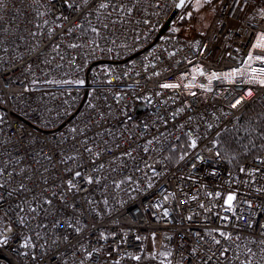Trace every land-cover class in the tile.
Instances as JSON below:
<instances>
[{"label": "built area", "instance_id": "built-area-1", "mask_svg": "<svg viewBox=\"0 0 264 264\" xmlns=\"http://www.w3.org/2000/svg\"><path fill=\"white\" fill-rule=\"evenodd\" d=\"M179 1L0 4V264H264V151L221 154L264 112V0L161 34Z\"/></svg>", "mask_w": 264, "mask_h": 264}, {"label": "trees", "instance_id": "trees-1", "mask_svg": "<svg viewBox=\"0 0 264 264\" xmlns=\"http://www.w3.org/2000/svg\"><path fill=\"white\" fill-rule=\"evenodd\" d=\"M206 31L197 34H204ZM193 35H185V37L190 38ZM263 151L264 112L259 107L253 106L243 116L241 126L235 132L223 138L221 154L229 166L235 167L258 157ZM176 152L178 151H174L171 154H177Z\"/></svg>", "mask_w": 264, "mask_h": 264}, {"label": "rangeland", "instance_id": "rangeland-1", "mask_svg": "<svg viewBox=\"0 0 264 264\" xmlns=\"http://www.w3.org/2000/svg\"><path fill=\"white\" fill-rule=\"evenodd\" d=\"M221 0H211L205 3L200 0H188L176 17V24L182 27L183 35H193L204 32L208 28ZM190 14V15H189ZM185 144L182 142L181 145Z\"/></svg>", "mask_w": 264, "mask_h": 264}, {"label": "snow or ice", "instance_id": "snow-or-ice-1", "mask_svg": "<svg viewBox=\"0 0 264 264\" xmlns=\"http://www.w3.org/2000/svg\"><path fill=\"white\" fill-rule=\"evenodd\" d=\"M204 2L205 3H211V0H204ZM244 2L247 3V0H244ZM2 3H3V0H0V4H2ZM85 3H87V0H85ZM236 3H239V0H236ZM184 4H185V0H180V4H178L177 7H183ZM199 4H200V0H197V5L199 6ZM68 6L71 7V5H68ZM99 7L101 9H105V8H108L109 5L107 3H100ZM241 10H243V9H241ZM259 14L262 17H264V8L259 9ZM93 31H96V29L93 28ZM33 35H35V33ZM73 47H75V45H73ZM255 47L260 48V49H264V34H261L260 39L257 41ZM248 59L249 60H252L253 59V56L251 54H249ZM255 59L256 60H261L262 62H264V56L257 55V56H255ZM260 71H264V69H260ZM78 83H81L82 84L83 81H78ZM162 86L165 87V88L174 87V85H168V84H165V85H162ZM248 94L251 95V92H249ZM238 103H240L239 100L237 101V104ZM235 106L236 105H233V107H235ZM191 146L192 147H195V141L192 142V145ZM181 159H183V157H181ZM0 171H2V170H0ZM75 176L79 177V176H81V173L80 172H76L75 173ZM87 182L88 183H92L91 178H88V181ZM67 184H68V187L70 189L75 187V185L72 183L71 180H68L67 181ZM0 187H2V185H0ZM209 195H211V194H209ZM193 199H195V197H193ZM234 199H235V196L234 195H232V194H229L228 195L227 200H226V203L229 205V207H231L232 202H233ZM48 203H51V201H48ZM201 207H203V205H201ZM32 210L35 211V209H32ZM164 215L165 216L168 215L167 211L164 212ZM189 219H191V217H189ZM225 219H227V217H225ZM21 221H23V218L22 217H21ZM9 231H10V229H9ZM77 231H79V229H77ZM220 234L222 236L225 235L224 233H220ZM215 242L217 244L219 243L218 240H216ZM6 243H7V238H5L3 240H0V244H6ZM28 246L29 245H28V242L26 240L25 243H24V245H23V247H28ZM249 251H251V250H249ZM88 255H89V257H91V253H89ZM135 259H139V257H135Z\"/></svg>", "mask_w": 264, "mask_h": 264}, {"label": "water", "instance_id": "water-1", "mask_svg": "<svg viewBox=\"0 0 264 264\" xmlns=\"http://www.w3.org/2000/svg\"><path fill=\"white\" fill-rule=\"evenodd\" d=\"M188 0H185V3ZM180 4V1L179 3ZM185 5V4H184ZM183 7H176L175 11L173 12V14L170 16V18L167 20V22L165 23V25L163 26L162 30H161V34L165 33L167 31V29L170 26V23L177 17V15L179 14V12L181 11ZM142 109V108H141Z\"/></svg>", "mask_w": 264, "mask_h": 264}]
</instances>
